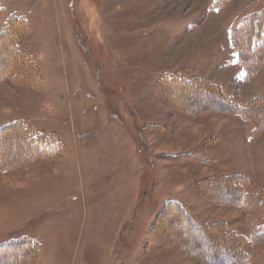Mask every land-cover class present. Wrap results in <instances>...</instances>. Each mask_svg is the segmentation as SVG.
I'll list each match as a JSON object with an SVG mask.
<instances>
[{
	"label": "rangeland",
	"instance_id": "obj_1",
	"mask_svg": "<svg viewBox=\"0 0 264 264\" xmlns=\"http://www.w3.org/2000/svg\"><path fill=\"white\" fill-rule=\"evenodd\" d=\"M263 9L0 0V129L20 123L61 147L51 162H30L22 139L0 145L12 166L0 169V243L38 242L32 264H202L192 253L208 254L207 241L191 250L176 238H188V224L164 222L176 201L211 243L234 248V230L248 263L264 264V240L251 242L264 231V157L251 156H264V48L244 50L255 65L247 77L233 40L240 18ZM239 177L260 207L217 193ZM19 253L0 264H22Z\"/></svg>",
	"mask_w": 264,
	"mask_h": 264
},
{
	"label": "trees",
	"instance_id": "obj_2",
	"mask_svg": "<svg viewBox=\"0 0 264 264\" xmlns=\"http://www.w3.org/2000/svg\"><path fill=\"white\" fill-rule=\"evenodd\" d=\"M227 0H217V4L222 5ZM22 20L21 22H23ZM21 25L19 26V28ZM11 28H18L15 24H12L9 28V31ZM16 30V29H15ZM18 31V30H17ZM233 40L236 48L238 49L239 57L242 60V62L246 65L247 70V77L249 76V73L253 72V69L255 68L254 62H252L253 56L248 55L247 57H244V50L247 52L253 51L254 53H261L263 51L262 48H264V9L262 11H257L253 13L245 14L240 18L238 21V26L233 32ZM258 61V60H257ZM256 63V62H255ZM257 64V63H256ZM250 70V72H249ZM252 71V72H251ZM2 74H0V77ZM211 98H214L213 96ZM215 98H217L215 96ZM215 101H219L222 105L226 101V99H222L223 102H221V99H215ZM230 110L233 111L232 108ZM237 111L241 117H246L248 114V109L246 107L237 108ZM251 121V120H250ZM11 130H14L13 134L10 133ZM25 128L20 123H14L11 125H7L4 128L0 129V145H4V140L7 137V141L11 142H18L21 139L23 142L26 143V146H28L29 151H31L32 155L31 157H28L30 159V162H37L42 160V162H51L52 160H48L51 157H53L54 153L52 152V149H56L58 152L61 150L60 145L58 142H56L52 137H48L47 135L41 134V133H34V132H28L27 134L29 136H25L23 134ZM10 133V134H9ZM1 155V153H0ZM5 157L0 156V169L4 168V171L7 172L11 169V164L9 161H6L8 159L9 154H5ZM5 159V160H4ZM18 161V160H17ZM23 163V162H21ZM20 163V164H21ZM19 165V164H17ZM16 166V165H15ZM239 181L235 182L236 188H221L217 190V193L231 196L234 194V196L237 198L235 204L241 208L250 210L252 207H260L263 202L260 200L259 196H250L249 193H247L245 185H247V178L246 177H239ZM237 191V192H236ZM168 208L162 215V217L165 219H169V222L177 223L178 221H185L188 225L187 227L181 228L182 232L185 233V235L188 237H180L179 234L176 237L181 243L184 245H188V242H194V245H197L202 240L207 241L206 246L208 247V254L204 253H192L194 256H199L202 264H249L248 263V257H246L244 251H242V247L245 241V236L241 235L240 233L232 230V236L233 241H235L234 248L231 247H225L223 250H221L220 244L211 243L206 238L205 233L207 232L205 225L200 224L197 222L186 210V208L176 201H170L168 203ZM168 222V223H169ZM213 227V226H212ZM217 227H213L212 230L217 231ZM198 234L194 238H190L192 234ZM264 240V231L259 232L254 229L253 235L251 237V242L253 244H260ZM38 242L34 241L33 239H24L23 241L17 240L15 243H0V262L3 261L2 259L7 258L11 250L20 252V256H23L26 258L22 264H32L33 261V255L38 249ZM189 249L190 246L188 245ZM196 250V249H195ZM30 257V258H29Z\"/></svg>",
	"mask_w": 264,
	"mask_h": 264
},
{
	"label": "crops",
	"instance_id": "obj_3",
	"mask_svg": "<svg viewBox=\"0 0 264 264\" xmlns=\"http://www.w3.org/2000/svg\"><path fill=\"white\" fill-rule=\"evenodd\" d=\"M232 135H228V136H226L227 137V139H229L230 137H231ZM229 142V141H228ZM254 144H255V142H254ZM254 144H252L251 146H253ZM250 146V147H251ZM227 147V146H226ZM230 147V146H229ZM263 154H262V150L261 149H256L252 154H251V156H252V159L253 158H255L254 160H260L261 159V162L260 163H262V158L264 157V156H262ZM244 158H246V159H248L247 157H244ZM264 159V158H263ZM250 160V159H249ZM246 161V160H245ZM259 162V161H258ZM262 168V167H261Z\"/></svg>",
	"mask_w": 264,
	"mask_h": 264
}]
</instances>
